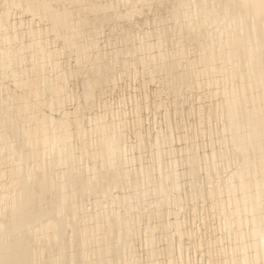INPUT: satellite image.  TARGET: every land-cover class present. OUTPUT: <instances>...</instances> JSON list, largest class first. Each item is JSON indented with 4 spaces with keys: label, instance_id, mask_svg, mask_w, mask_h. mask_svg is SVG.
Segmentation results:
<instances>
[{
    "label": "bare ground",
    "instance_id": "obj_1",
    "mask_svg": "<svg viewBox=\"0 0 264 264\" xmlns=\"http://www.w3.org/2000/svg\"><path fill=\"white\" fill-rule=\"evenodd\" d=\"M192 14L198 19L178 20ZM118 36L134 41L131 51L108 47ZM124 74L141 90L156 84L150 102L164 121L178 110L165 98L215 85L209 106L201 98L193 106L199 135L213 130L218 147L211 139L214 148L200 154L189 133L176 134L173 149V128L146 132L138 116L130 141L126 115L104 102ZM143 95L133 100L137 112L149 106ZM211 117L215 129H206ZM178 155L185 173L174 167ZM183 189L204 195L211 218L223 219V232L213 231L228 245L215 246L219 255L206 247L203 261L264 264V0H0V264H140L132 251L139 221L150 248L163 217L177 241L169 264H185Z\"/></svg>",
    "mask_w": 264,
    "mask_h": 264
},
{
    "label": "rangeland",
    "instance_id": "obj_2",
    "mask_svg": "<svg viewBox=\"0 0 264 264\" xmlns=\"http://www.w3.org/2000/svg\"><path fill=\"white\" fill-rule=\"evenodd\" d=\"M15 14V13H14ZM22 15V14H21ZM194 15V16H193ZM20 16V14H19V12L18 13H16L15 15H14V17L15 18H17V17H19ZM193 16V17H192ZM22 17V20H24L23 21V26L26 24V23H29V24H32L31 23V21L29 22V20H31V16H29V15H26V14H24L23 16H21ZM25 17V18H24ZM192 18V20H196V19H198L197 18V16L195 15V14H192V15H189V18L188 17H180L178 20L180 21V20H182V22L184 21L185 22V20H187V19H191ZM29 18V19H28ZM184 20H183V19ZM27 19V20H26ZM34 23V22H33ZM29 24H27L26 26H28ZM38 25V23H34V25L35 26H37ZM26 26H24V27H26ZM210 25H208V28H210L209 27ZM172 39V38H171ZM52 44V43H51ZM54 45H56V44H54ZM190 47H191V49H190ZM186 48H187V51L189 52V54H191V56L192 55H195L196 53H199L198 52V50L196 49L195 50V48H194V46L193 45H191V44H188V45H186ZM107 50H108V48H107ZM196 51V52H195ZM218 61V62H217ZM216 61V63H219V64H221L222 65V59L221 60H217ZM223 65H224V63H223ZM48 69H50V68H48ZM214 74H213V76H217V73H215V72H213ZM216 74V75H215ZM125 75V76H124ZM122 77L123 78H121V79H119V81L121 82H119V84H118V88H116L115 89V91H111V92H109V94H105V101L104 102H108L109 104H110V108L111 107H113L112 108V111H114L115 110V112H114V114H117L116 113V110H117V112L119 113V114H121V115H126V116H124L123 118H124V120H125V124H127L126 125V127H127V129H128V134H129V140L130 141H132V142H134V138H133V136H132V129H133V126H134V124L136 123V116H138L139 118H140V128L142 129H144L146 132H148V130H149V132H154L155 130H157V128L159 127V131L161 130V129H163L162 127H164V131L163 130H161V131H163L162 133L163 134H165V133H168L169 131L170 132H172V130H170V129H174V131H175V133H174V131L172 132V134H174V135H172V136H175L176 134H178L179 136H180V138H181V136L183 137V136H186V135H188L189 133H191L190 135H189V137L191 138L192 137V139H194L193 140V145H192V147L195 149V145H197L196 143L198 142V149L196 148V150H199L198 152L200 153V154H203V150H204V153H205V151L207 152L208 150H210V146L211 147H213V143H214V146H215V149L218 147L217 146V144H215V143H217L216 141H214L213 139H214V137H213V134H211L210 132L211 131H213V130H211L210 132H205L204 134H205V136H200L199 134H202V132L200 133V131H199V127H200V125H199V122H198V118L199 117H197V116H199V114H200V112H195V107L193 106V104L194 105H196L197 104V101L196 100H198V98H201V100L202 99H204V102H203V104H205V106L207 107V106H209V102L207 101H205V100H208V99H205L204 98V96H206L208 93H209V91H211V90H215L216 88V86L215 85H213V87L212 86H208V88L206 87L205 88V91H204V89L203 90H199V91H193V90H187V89H184V90H187L186 92L183 90V92H182V96H180V97H183V98H180V97H171V98H165L164 99V101H165V105H171V103L172 102H174L173 103V105L174 104H176V105H174L176 108L178 107V110L180 111L179 113H178V110H176L175 112H177V114L174 112V111H172L171 113H170V115H169V118H167L166 119V121H164L163 120V117L161 116V114L163 113V110L162 109H160V111L158 110L157 112L159 113V116L157 115L158 113H156V110H154V108H155V105H154V103L153 102H150V100L152 101V98H151V91H152V89H153V87H155V83H152V82H150V84H147L146 86H145V88H142V90H141V87L140 86H138L139 84H138V81H137V78H135V77H133V75H130V74H124ZM125 77V78H124ZM128 78V79H127ZM135 78V79H134ZM125 79V80H124ZM121 80H123V81H121ZM130 80V81H129ZM134 81V82H133ZM136 81H137V83H136ZM126 82V83H125ZM5 83H10V81L9 80H7V78L5 79ZM124 83V84H123ZM129 84H131V85H129ZM138 84V85H137ZM153 84V85H152ZM155 84V85H154ZM7 85V84H6ZM127 85V86H126ZM136 85V86H135ZM121 86V87H120ZM124 88H123V87ZM126 86V87H125ZM133 86V87H132ZM150 86V87H149ZM128 87V88H127ZM139 87H140V90H139ZM138 88V89H137ZM152 88V89H151ZM209 88H210V90H209ZM213 88V89H212ZM215 88V89H214ZM127 89V90H126ZM206 89H208V90H206ZM118 92H117V91ZM138 90V91H137ZM137 91V92H136ZM141 92L140 94L138 93V92ZM142 91H143V93H144V95L142 94ZM204 92V94H203V92ZM207 91V92H206ZM127 92V93H126ZM185 92V93H184ZM108 93V92H107ZM117 93V94H116ZM130 93V94H129ZM203 95H202V94ZM115 94V95H114ZM147 94H148V96H147ZM185 94V95H184ZM188 94H190V95H188ZM200 94V95H199ZM206 94V95H205ZM129 95V96H128ZM135 95H137V96H135ZM139 95H143V96H146V98L148 99V98H150V99H148V101L150 102H148L149 103V106H147V107H143L142 109H141V111L140 110H138V112L136 111V108H135V105H134V101L133 100H135V98L137 99V97H139ZM199 97H198V96ZM131 96V97H130ZM193 98H192V97ZM197 96V97H196ZM201 96V97H200ZM208 96H209V94H208ZM115 97V98H114ZM107 98V99H106ZM122 98H123V100H122ZM174 98V99H173ZM185 98H187L186 100H188V99H190V100H188V103L186 102V104L185 103H182V101H181V99H185ZM103 99V100H104ZM117 99V100H116ZM170 99H172L171 101L172 102H170L169 100ZM176 99V100H175ZM102 100V101H103ZM127 102H126V101ZM174 100V101H173ZM178 100V101H177ZM180 100V101H179ZM116 101V102H115ZM123 101V102H122ZM131 101V102H130ZM168 101V103H166ZM196 101V102H195ZM199 101V100H198ZM131 104H130V103ZM176 102H178V103H176ZM180 102V103H179ZM107 103V104H108ZM153 103V105L154 106H152L151 104ZM170 103V104H169ZM196 103V104H195ZM102 104V103H101ZM101 104H99V106H101ZM116 104V105H115ZM128 104V105H127ZM130 104V105H129ZM181 106H180V105ZM184 104V105H183ZM123 105V106H122ZM191 105V106H190ZM126 106V107H125ZM129 106V107H128ZM179 106L181 107L180 109H179ZM188 106V107H187ZM107 107H108V105H107ZM149 107V108H148ZM152 107V108H151ZM110 108H107V109H109L110 110ZM123 108V109H122ZM102 109H104V107H101L100 108V110H102ZM119 109V110H118ZM128 109V110H127ZM191 109V110H190ZM194 109V110H193ZM198 109V108H197ZM122 110V111H121ZM130 110V111H129ZM151 110H152V112H154V113H152L151 112ZM186 110V111H185ZM190 110V111H189ZM199 110V109H198ZM111 110H110V112H112ZM123 112V113H120V112ZM174 112V113H173ZM192 112H194V113H192ZM201 112H203V114H204V112H206V108H205V111L203 110V111H201ZM172 114H174V115H172ZM181 116H180V115ZM187 114H189V115H187ZM192 114V115H191ZM163 115V114H162ZM128 116V117H127ZM174 116H176V117H174ZM194 116V117H193ZM137 117V118H138ZM147 117V118H146ZM152 117V118H151ZM154 117V118H153ZM173 117V118H172ZM188 117V118H187ZM157 120H156V119ZM181 120H180V119ZM155 119V120H154ZM168 119H170L171 120V122H172V124H173V126H172V124H171V122L169 121V123H168ZM154 122H153V121ZM178 120V121H177ZM179 120L180 121H182V123L181 122H179ZM208 120H210V121H208L209 123V125H210V122H211V125H210V127L209 126H206V129H207V127H208V129H210V128H214L215 129V124H216V118H214V117H211L210 119H208ZM131 121H132V123H131ZM150 121V122H149ZM160 121V122H159ZM165 123H164V122ZM176 121L177 122H179L178 124L176 123ZM186 121V122H185ZM194 123H193V122ZM214 121V122H213ZM157 124H156V123ZM192 123V124H190V123ZM154 123V124H153ZM174 123H176V124H174ZM181 123V124H180ZM185 123V124H184ZM130 124V125H129ZM133 124V125H132ZM145 124H146V126H145ZM148 124V125H147ZM168 124V125H167ZM171 124V125H170ZM187 124V125H186ZM174 125H176L177 126V128L176 127H174ZM182 125V126H181ZM197 125V126H196ZM144 126V127H143ZM151 126V127H150ZM154 126L156 127V128H154ZM158 126V127H157ZM170 126V127H169ZM172 126V127H171ZM179 126V127H178ZM183 127V126H185V127H183V128H185L186 129V131H187V129H188V133H186L185 135H184V129L183 128H181V127ZM189 126V127H188ZM130 127V128H129ZM151 129H149V128ZM197 127H198V129H197ZM154 128V129H153ZM167 128V129H166ZM142 129V130H143ZM178 129V130H177ZM181 129V130H180ZM154 130V131H153ZM165 130H166V132H165ZM176 130H177V133H176ZM180 130V131H179ZM198 130V131H197ZM130 131V132H129ZM198 132V134L196 133V132ZM165 132V133H164ZM181 132V133H180ZM130 133H131V135H130ZM208 135H207V134ZM214 133V132H213ZM181 134V135H180ZM194 134V135H193ZM203 134V135H204ZM178 135H176L175 136V139L173 140V144H172V148L173 149H175L176 148V150H178L179 149V147L178 146H180V139H177V138H179V136ZM196 136V137H194L193 138V136ZM210 135H212V136H210ZM178 136V137H177ZM209 137H210V139H209ZM132 138V139H131ZM212 139V140H211ZM175 140H178V142L177 141H175ZM213 142L211 145L209 144H207V142L208 143H211V141ZM197 141V142H196ZM176 142V143H175ZM194 142H196V143H194ZM202 142V143H201ZM200 143V144H199ZM148 144L150 145V143L148 142ZM148 144H146L147 146H146V148H149V145ZM179 144V145H178ZM205 144L207 145V146H209L208 147V149H207V146H205ZM178 145V146H177ZM201 146V149L199 148L200 146ZM202 145H204V146H202ZM202 147H204V149L202 148ZM205 147H206V150H205ZM214 148V147H213ZM212 148V149H213ZM203 149V150H202ZM133 150V149H132ZM145 150H147V149H145ZM145 150H143L142 151V156L144 157V159H147L148 157H149V153H148V150L147 151H145ZM130 152H132V151H130ZM133 152H134V154L135 155H137L138 154V151H136L135 149L133 150ZM133 154V153H132ZM179 157V155L176 157H174V160H176L175 161V163H174V167H177L176 169L177 170H179V172L180 173H185V171H186V168H185V165H183L182 164V160H183V158L182 159H180V158H178ZM167 158H169V156H166V159ZM178 158V159H177ZM144 159H142V162L143 163H145L147 160H144ZM180 161V162H179ZM177 162V163H176ZM231 166H234L233 164L231 165ZM182 169V170H181ZM184 170V172H182ZM182 175V174H181ZM182 178V180H183V177H181ZM185 178H186V176H185ZM185 182V181H184ZM185 189H183V192H181V196L184 198L182 201H181V203L180 204H182V208H181V210H182V212H183V214L181 213V215H180V219H181V221L183 222L182 223V226H183V229L185 228L186 229V231L188 230L189 231V233L187 234V232L185 233V229H184V239L183 240H181L180 241V243L182 242V245H184V246H186V247H184V246H182V249L183 250H181L182 251V253H183V255H184V257L185 256H188L189 257V259H187V258H185V259H187L186 261H185V264H198V262L200 263V264H207V262L204 260H202V257L204 256V254H209L210 252H208L209 251V249H210V246H211V252L212 253H216V250H220L219 248H220V246H221V244L223 245V246H227L228 245V243L227 244H223V243H226V242H229L228 241V239L227 238H222V239H220V242L218 241V240H215V239H217V238H215V237H217L216 235H215V233H214V231H213V228L215 227V228H219L220 226L219 225H221L223 222H222V220L223 219H221V218H219L218 219V216L216 217L215 216V218H214V220L211 218V216H210V214H209V212L207 211V208H208V205H207V202H205L206 201V198L204 197V195H199V196H197L196 197V195L195 194H198V192H194V190L193 191H189V189H186L185 191H184ZM184 192H186V193H188V195H185L186 193H184ZM183 193V194H182ZM190 193V194H189ZM195 195V196H194ZM193 200H192V199ZM174 199V198H173ZM85 200V199H84ZM173 200H172V198L169 200V202H170V205L173 207V204H174V201H173V203H171ZM85 203L83 204V206L84 207H86V208H91V207H88L87 205H89V203H87V199L84 201ZM195 203V206H193L194 207V209H192L193 207H192V204H194ZM86 204V205H85ZM105 204V203H104ZM189 206V207H188ZM191 206V207H190ZM116 207V206H115ZM183 207H185V208H183ZM195 207H197L196 209H195ZM184 209V210H183ZM188 209V210H187ZM190 209V210H189ZM192 209V210H191ZM201 209H203V210H201ZM187 210V211H186ZM194 210H196L195 212H194ZM197 212V213H196ZM208 216H206V215ZM205 217H204V216ZM207 217V218H206ZM163 218H165V219H167V217H163ZM163 218L161 219H157V224L159 225L160 224V227L159 226H156L157 228L152 232V235H154V236H152V237H154V240L156 241H154L153 243H152V245L150 246V248H148L149 247V245L147 246V244L145 245V233H144V231L145 230H143V228L145 229V227H146V223H147V221H145V220H143L144 222H142V220H140L139 221V233L137 232V234L134 236V239H133V241H132V243H133V246H134V248H133V246H132V251H133V253L140 259V261L141 262H143V264H147L148 263V261L149 260H152V262L151 261H149L150 263H152V264H154V262H156L157 264H169V263H171L170 261H169V253H171V251H169V249H172L173 248V250L175 251L176 249H174V246H176L177 244V241L173 238V231H170L169 230V232L167 231V229L166 228H162V226H161V222L163 221ZM170 220H172L171 219V217L169 216L168 217ZM206 218V219H205ZM164 219V220H165ZM216 219H218V220H220L221 222H219L218 220H216ZM161 220V221H160ZM213 220V221H212ZM153 221L154 222H156V219H153ZM159 221H160V223H159ZM215 221V222H214ZM218 221V222H217ZM167 222H169V220L167 219ZM204 222H206V224L207 225H205V223ZM217 223H220V224H217ZM152 224H154L153 222H152ZM152 224H151V226H152ZM156 224V223H155ZM154 224V225H155ZM156 224V225H157ZM184 224V225H183ZM202 224V225H201ZM203 225H205V226H203ZM213 225V226H212ZM215 225V226H214ZM217 225L219 226V227H217ZM185 226V227H184ZM200 226H202V228L200 227ZM206 226H207V228H206ZM159 227V228H158ZM200 227V228H199ZM141 228V229H140ZM206 228V229H205ZM208 228H210V229H208ZM158 229H160V230H158ZM208 229V230H207ZM220 231H222L223 229L220 227ZM192 230L194 231V232H192ZM141 231H143V232H141ZM163 231V232H162ZM199 231V232H198ZM163 233V235H161L162 233ZM205 232H207L208 234H205ZM223 232V231H222ZM154 233V234H153ZM166 234V235H165ZM187 234V235H186ZM195 234V235H194ZM205 234V235H204ZM138 235V236H137ZM144 235V236H143ZM194 235V236H193ZM197 235V236H196ZM199 235V236H198ZM159 236V237H158ZM163 238H162V237ZM167 237V238H164V237ZM187 236V237H186ZM208 237H209V239H208ZM211 237V238H210ZM169 238L171 239V241L169 240ZM187 238V239H186ZM213 238V239H212ZM141 239V240H140ZM207 239V240H206ZM165 242H164V241ZM187 240H190V241H188V244H189V242H191L192 241V243H190V248H189V245L188 244H186L187 243ZM198 240H202V243H201V245H200V250L197 248L198 246L196 245V241H198ZM169 243H168V242ZM186 241V242H185ZM211 243H210V242ZM224 241H226V242H224ZM163 242L166 244H163ZM203 242H205V244L203 243ZM223 242V243H222ZM210 243V244H209ZM219 243H221L220 245H219ZM192 244V245H191ZM207 244V245H206ZM162 245H165V246H162ZM172 246V248L170 247L169 248V246ZM194 245V246H193ZM195 245H196V248H195ZM218 245V247H215V246H217ZM158 246V247H157ZM192 246V247H191ZM222 246V247H223ZM156 247V248H155ZM166 247V248H165ZM168 247V248H167ZM194 247V250H192V248ZM206 247H208V251H205L206 249ZM215 247V248H214ZM155 248V249H154ZM203 249V251H202V249ZM142 249V250H141ZM149 249H153L154 250V254H155V257H152V259H150L151 258V256H149V255H147V254H149ZM167 250V252H166V250ZM185 249V250H184ZM187 249L189 250L188 252H187ZM205 249V250H204ZM215 249V250H214ZM147 250H148V253H146L147 252ZM164 250H165V252L167 253H165L164 252ZM213 250V251H212ZM139 251V252H138ZM142 251V252H141ZM146 251V252H145ZM159 252V254H158V252ZM173 251V252H174ZM200 251H202V253H200ZM137 252V253H136ZM193 252L195 253L194 255H193ZM208 252V253H207ZM162 253L164 254V255H162ZM214 253V254H215ZM166 254V255H165ZM199 255V257H198V255ZM216 254H218L219 255V251H217V253ZM145 255H147V256H145ZM162 255V256H161ZM195 255H196V258H194L195 257ZM206 255L204 256V258L206 257ZM147 257H149L148 259H147ZM162 258H164V259H162ZM193 258H194V263L193 262H190V259L191 260H193ZM200 258H201V260H200ZM143 259V260H142ZM160 260V261H159ZM196 261H198V262H196ZM140 262V264H142ZM204 262H206V263H204ZM149 263V264H150Z\"/></svg>",
    "mask_w": 264,
    "mask_h": 264
},
{
    "label": "clouds",
    "instance_id": "obj_3",
    "mask_svg": "<svg viewBox=\"0 0 264 264\" xmlns=\"http://www.w3.org/2000/svg\"><path fill=\"white\" fill-rule=\"evenodd\" d=\"M108 47H115L121 50L128 48L131 51L134 47V41L127 36H118L110 39Z\"/></svg>",
    "mask_w": 264,
    "mask_h": 264
},
{
    "label": "snow or ice",
    "instance_id": "obj_4",
    "mask_svg": "<svg viewBox=\"0 0 264 264\" xmlns=\"http://www.w3.org/2000/svg\"><path fill=\"white\" fill-rule=\"evenodd\" d=\"M108 67H110L109 65H107V64H105L104 66H102V69H101V71L103 72L104 71V68H108Z\"/></svg>",
    "mask_w": 264,
    "mask_h": 264
}]
</instances>
